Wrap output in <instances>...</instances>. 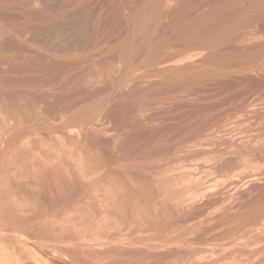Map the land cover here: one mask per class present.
Here are the masks:
<instances>
[{"label":"rangeland","instance_id":"obj_1","mask_svg":"<svg viewBox=\"0 0 264 264\" xmlns=\"http://www.w3.org/2000/svg\"><path fill=\"white\" fill-rule=\"evenodd\" d=\"M0 252L264 264V0H0Z\"/></svg>","mask_w":264,"mask_h":264},{"label":"bare ground","instance_id":"obj_2","mask_svg":"<svg viewBox=\"0 0 264 264\" xmlns=\"http://www.w3.org/2000/svg\"><path fill=\"white\" fill-rule=\"evenodd\" d=\"M142 21V20H141ZM10 242V241H9ZM23 252V251H22ZM27 253V252H26ZM19 254H21V253H19ZM18 254V255H19ZM22 255V254H21ZM20 256V255H19ZM10 258V257H9ZM19 258V257H18ZM22 258V257H21ZM22 259H24V258H22ZM8 260V258L7 257H5V253H2V252H0V264H12L11 262H8L7 261ZM22 261V260H21ZM26 264V263H25Z\"/></svg>","mask_w":264,"mask_h":264}]
</instances>
